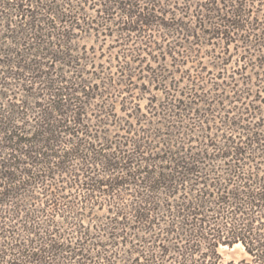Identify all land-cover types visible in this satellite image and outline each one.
Instances as JSON below:
<instances>
[{"label": "trees", "instance_id": "obj_1", "mask_svg": "<svg viewBox=\"0 0 264 264\" xmlns=\"http://www.w3.org/2000/svg\"><path fill=\"white\" fill-rule=\"evenodd\" d=\"M263 2L0 0V264H264ZM102 35L141 45L118 75L90 55ZM203 39L222 40L216 75L176 96L175 54Z\"/></svg>", "mask_w": 264, "mask_h": 264}, {"label": "rangeland", "instance_id": "obj_2", "mask_svg": "<svg viewBox=\"0 0 264 264\" xmlns=\"http://www.w3.org/2000/svg\"><path fill=\"white\" fill-rule=\"evenodd\" d=\"M192 4L195 3V0H189ZM182 3V2H181ZM179 4V5H183ZM91 13V11H90ZM254 13V12H253ZM264 13V2H263V6L261 7L260 13H257V15L259 14L260 20L262 21L261 27L262 29H264V16H262ZM179 15V14H178ZM81 36V35H80ZM79 36V44L80 45H84L86 48L90 47L93 44V39L90 36ZM156 36H158V33L156 32ZM115 36L112 37H104L103 35L100 36L98 38V40H96L95 42V46L97 51L96 54L95 53H91L90 55H92L94 58V60L99 63V64H104V65H108V63L111 62L112 66V71L115 72L116 75H118L120 72H116V69L118 67V63L117 60L112 59V57H115L117 55L121 54V51L125 50V51H129V50H133L135 47L137 46H141L138 42L136 41H132L129 42L128 45H119L120 43V39L118 41L114 40ZM191 41V39H189ZM169 41V42H168ZM175 41H182L180 38H169L168 40L164 41V44L166 45V43L168 42V45H172ZM202 43H197V44H192L191 46L193 47V49L191 51H188V49H184L183 47L178 49V53L175 54V56L177 55V58L179 59H183L182 57L185 56V58L187 57V62L184 63L183 65L180 66L181 71H183V73H177L174 76V79H180L179 82V87L177 88V92H175L174 95L179 96V92L180 91H185L186 89H188V87H190V81L194 80L195 74L198 72L200 66H206L208 67V71L209 73H206L204 76V73H202V79L205 78L208 81H212V79H214L215 75H216V69H211V66L214 63V59L212 57V54L217 53L220 51V43L222 42V40H210L208 43L205 42L206 40L203 39ZM118 42V43H117ZM193 42V41H192ZM191 44V43H190ZM113 46H115L114 48H111ZM238 45H240V42H234V46L232 48H230L231 52H232V57H231V61L227 64V67L229 68V71H236V69L239 68L240 65H243L242 61L239 62V64L237 63V59H238V55L241 53L240 52V48L238 47ZM125 48H124V47ZM91 51V50H90ZM135 50H133L132 52H134ZM146 51H150V48H147ZM131 51H129L128 53H130ZM153 55H155V52H152ZM131 56H127L126 58L123 57H119L118 60L120 63L125 62V60H129ZM255 58V56H250V60L247 62V68H246V73L248 74H252L256 71V68L253 67V60L251 58ZM140 58L143 59V61L139 64H136V66H138V68H148V67H157V66H163L164 68H170V63L171 60L169 58H166L164 60L161 61V64L158 63H153L152 61H150V58L148 57V54H146V52H143L140 54ZM117 65V66H115ZM89 68L91 70H95V66H89ZM264 71V66L258 69V72H263ZM187 72V73H186ZM179 75H183L184 77H179ZM189 75V76H188ZM235 78L237 79L236 81L239 82V84H237V88H241L243 87V84H241L242 78L239 74H235ZM204 79V80H205ZM231 78H222V81L224 83L223 88L226 87V92H230L232 91V88H236V87H231L230 86L233 84V81L230 80ZM253 80V79H252ZM142 82V80L140 81H135L136 85H140ZM196 83H202V81H196ZM202 85V84H201ZM148 87V91H149V85H147ZM248 88L252 89L253 91L258 90V85L255 83L250 82L248 84ZM204 91L207 94H211L213 89L211 88V86L209 84L205 85L204 87ZM198 92H200V90H198ZM154 94V90H151L150 93H146L144 95H138V90L136 88H134L132 90V92L128 95H125L126 101H132V103L134 102V104L137 105V107H140L142 112H145L148 109V99L151 97V95ZM261 97H264V90H262L260 93ZM135 95V96H134ZM122 96H124V94H122ZM133 96L135 98H133ZM163 95H159L158 97H162ZM133 98V99H132ZM119 101H122V99H120ZM262 107H264V104H262ZM149 117L152 119H156V114L153 112H149ZM219 252L221 253L223 260L224 261H228V260H234V261H238L244 257H246V255L244 254V251L242 249V247L240 245H234L232 247H227V246H220L219 247ZM252 263V261H250V264Z\"/></svg>", "mask_w": 264, "mask_h": 264}]
</instances>
